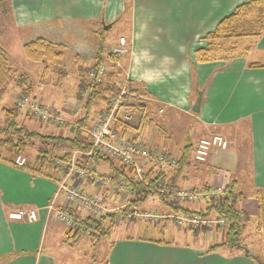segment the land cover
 Segmentation results:
<instances>
[{"label":"crops","instance_id":"1","mask_svg":"<svg viewBox=\"0 0 264 264\" xmlns=\"http://www.w3.org/2000/svg\"><path fill=\"white\" fill-rule=\"evenodd\" d=\"M247 1L9 0V4L12 26L16 30L23 31L22 34L28 30L33 32L31 37L42 36L52 42L66 43L67 37L80 42L87 36L98 41L101 35L98 25L110 24L111 28L117 24L118 35L126 37L128 52L123 56L111 54L107 66H115L125 80L146 91L147 95L141 97L147 104V122L139 131L142 141L147 146H156L148 143L142 134L144 126L154 120V111L163 115L165 124L178 113L187 119L188 125L196 124L197 138L193 144L210 131L221 130L228 146L222 154L217 152L207 159L215 164L220 157L213 179L208 181L206 176L216 167H209L205 161L198 163L197 174L196 166L187 168L184 174L186 177L196 175L195 185L187 180L182 187L195 188L208 183L213 188L241 178L251 192L240 207L249 218L262 221L258 208L264 207V67L249 64H264L250 60L254 54L264 56V31L260 37L236 39L239 50L227 60L197 61L195 58V51L207 46L204 35ZM107 34H103V38ZM71 66L76 69L73 63ZM79 70L81 72V67ZM10 89L18 96L16 87ZM197 91H202L203 102L200 111L195 113L191 107ZM31 95L36 97L34 89ZM16 100L12 104H16ZM167 111L173 112L170 118ZM132 134L134 132H127L129 136ZM156 148L171 154L158 144ZM240 148L244 162L241 161L238 171ZM109 169L103 163L97 165L99 172ZM235 173L237 175L232 176ZM56 185V181L32 177L27 171L0 161V264H55L54 253L47 255L44 251L47 239L57 241L64 236L68 242L72 241L65 226L54 220L52 214H46L45 206L52 200ZM81 187L85 190L89 186L82 182ZM61 202L60 196L57 203ZM19 208L36 209L37 220L26 222L8 217L10 211ZM110 256L105 264L111 261L113 264H210V260L214 264H257L245 250L241 254L223 256L214 249L203 255L179 244L165 245L132 237L112 242Z\"/></svg>","mask_w":264,"mask_h":264},{"label":"rangeland","instance_id":"2","mask_svg":"<svg viewBox=\"0 0 264 264\" xmlns=\"http://www.w3.org/2000/svg\"><path fill=\"white\" fill-rule=\"evenodd\" d=\"M10 4L8 6L7 0H0V46L5 51L9 65L15 69L18 73H27L28 79L31 81L32 86L34 87V94L36 95L37 99L41 102L48 103V105L58 106L62 107V109H65L64 106L73 105L80 108L78 109V117L84 115V112L87 111V116L92 119V121L95 120L98 112L103 109L106 105L104 104L103 98L104 93L99 92L94 99L93 102H91L90 105H88V108H85V102L88 98V95L90 94V88L88 87L90 83L97 82L96 78L93 77V75L90 74V71H95L93 67V62H95L94 54L96 50L98 49L99 40L97 41L95 38L90 39L91 36H87L84 38V40L80 42H74L72 38H69V40H66V48L64 50L63 58L61 60H56L54 64H48L47 65L43 62H32L27 60L23 55V44L25 41H28L32 39L31 34L33 32H30L28 30L19 31L16 30L12 26V21L10 18ZM99 37L103 40V52L101 53L102 56L106 55L108 51L110 52L111 49L116 45L115 40H119V37L124 35H118L120 30L119 26L117 24H114L108 31L103 29V27H100L98 25ZM98 33V32H97ZM108 33L105 38H103V34ZM29 37V38H28ZM126 38V37H125ZM23 39V40H22ZM76 43V45H75ZM240 45V44H239ZM240 47V46H239ZM76 48V50H75ZM79 51V52H77ZM84 55L86 57L85 60L80 61V68L74 69V67L71 66L73 62L72 61V55L74 53ZM82 57H80L81 59ZM79 59V60H80ZM250 60H259L261 62H264V56L260 54H254L250 57ZM69 61V62H68ZM108 59L106 60V62ZM71 62V63H70ZM48 66L47 69V75L46 77H43V67ZM74 65V64H73ZM102 65L105 67V71L107 72L108 67L107 63H102ZM65 70L63 73L58 72V70ZM60 70V71H61ZM26 74V75H27ZM122 75V74H121ZM82 84V87H79ZM124 83L121 84L123 86ZM12 88V87H11ZM80 88V91H79ZM19 90V89H18ZM17 90V91H18ZM20 94V95H19ZM18 96L9 88H7L6 93L4 94V97L2 98V101L0 103V123L4 120V115L2 112V107H9L12 105L13 100L17 98V100L24 95H27L29 93H21L19 91ZM31 95V94H29ZM32 96V95H31ZM35 97V96H33ZM35 97V98H36ZM79 100L78 102H75ZM129 101V109L132 111V106L134 104L133 100ZM75 102V103H74ZM80 103V104H78ZM100 105V106H99ZM98 106V107H97ZM70 110V107H68V111ZM171 111H167L166 114H169L167 118H170L172 116ZM21 112L18 115V119L21 118V121L26 120V122H30V124H25L28 129L38 131L41 133H48L43 132L47 131V129H43L45 125H42L43 127H39L38 122L35 120H29L27 117H24V115ZM164 114V115H166ZM134 115V114H133ZM163 115L158 114L157 111H154V120L149 121L146 126H144L142 134L145 137V140L148 143L154 144L153 148L157 147H163L167 148L171 151V154L173 155L178 150L182 149L187 143L193 144L195 139L197 138V128L196 124L188 125L187 119L181 115L177 114L175 119H170L169 121L165 123L162 122ZM157 119L160 121L159 124H157ZM20 121V120H19ZM20 121V122H21ZM4 122H2L3 124ZM22 123V122H21ZM66 124L68 123V120L66 119ZM157 124V125H156ZM158 125L161 127V129L158 127ZM76 126V125H75ZM77 127V126H76ZM50 131H53L54 134H61L62 129L59 128H49ZM82 130L85 134V139L88 140L89 144L93 143V139L91 136V133L89 130H91V125L87 124L82 127ZM212 133H219L224 135L221 130H212L209 134ZM155 134V136H154ZM133 135V134H132ZM129 136V137H132ZM208 135V134H207ZM225 136V135H224ZM142 136L139 137V139L135 142H143ZM226 138V136H225ZM46 142L42 143L40 141L39 137H36L33 144L25 149L24 154H19L18 156H21V158L34 160L37 158V156L45 151L48 150L50 153L48 154V158L51 156H54L56 154H52L54 151L53 148H50L52 144L53 139H45ZM144 143V142H143ZM145 144V143H144ZM92 145V144H91ZM146 145V144H145ZM162 145V146H161ZM150 147V146H148ZM90 151L92 150L91 146L89 145ZM188 149V156L187 161L189 166H196V174L199 171V165L198 163H194L192 160V155L190 148ZM75 150V149H74ZM96 151H100L99 148H94V154H93V161L95 162V172L98 175L110 176V186H99V185H90L88 184V191L91 188L94 190V193H97L103 201H104V214H107L105 218L102 219V227L100 230L95 229V235L93 238L87 237V232L85 229L81 228V234H79L77 237L69 238L72 241L68 242V240L63 236L62 239L55 240H48L46 241V244L44 246L45 254H53L54 253V260L55 264H105V262L109 261L111 259L110 256V248L112 246V242L124 237H132V238H145L149 241H155L154 243H161V244H179L180 246L189 247L190 249L198 250L201 252V254L206 255L211 252H206V250H209L210 247L213 245L219 243L222 241L223 238V230L225 229L226 223L216 224L208 227L206 230H200L196 231L197 224H182L177 225L175 222L174 217H165L164 214L166 213L167 209L166 206L161 205L157 196L155 193H148L144 198H139V196H135L134 193H131L130 189L124 184L123 178L119 175L116 176V173L112 172V169H109V171L105 172H99L97 170L98 164H104L107 169L109 168L106 162H102L98 160V156L96 155ZM217 148H213L211 151V154L217 155V152H220L219 154H222L224 151L218 150ZM240 154L239 157V163L237 170L240 171L242 167V163L244 162L243 157L244 153L242 152V149L240 148ZM73 150L68 151V157L70 156L71 152ZM63 153V148H59L57 155ZM15 157L17 155H14ZM23 156V157H22ZM14 157V158H15ZM105 156H100V158ZM219 158L217 157L215 164H212V159H209L207 161V165L209 167H216L210 169L211 172L209 175L206 176V179L208 181H211L213 179V175L215 171H217ZM106 160V159H105ZM243 161V162H241ZM217 163V164H216ZM25 164V163H24ZM151 163H145L144 161L139 162L137 160L136 162V168H139L141 166L142 170L137 172L136 168H133L132 175L136 177V180H139L140 182H143L145 185L149 184L148 178L150 176L145 175L147 173V170L150 168L149 166ZM23 166V165H22ZM152 167L155 165H151ZM247 164V171H248ZM118 167V166H117ZM153 167V172L156 170V168ZM121 172L126 171L124 169H127L126 167H118ZM250 169V167H249ZM142 171V172H141ZM241 174V173H240ZM237 174H232V176H236ZM241 176V175H240ZM196 175L193 176H187L188 180L190 181V185H195L193 183L194 178ZM120 180L121 183L118 186H114L118 181ZM245 180L239 179V181L236 180V189L243 191L246 194H249L251 192V188L246 187L242 183ZM246 182V181H245ZM82 184V182H81ZM203 185V184H202ZM221 185V184H219ZM218 186V185H217ZM152 189H156L153 184L151 185ZM199 188H202L201 185L198 186ZM93 192V191H92ZM248 203V202H247ZM199 206L203 204V201H199ZM197 205V206H198ZM253 210V209H251ZM83 215H87L86 211H82ZM105 216V215H104ZM97 219L100 218V216H93ZM102 217V216H101ZM221 217V216H218ZM218 217H206L210 219H217ZM111 220L112 223H111ZM111 224V227L109 225ZM107 228H110V231L105 236H98L99 234H102L104 230ZM217 228H219L221 231L217 232ZM158 241V242H157ZM242 247L245 249H250L251 253H254L255 255L259 256L258 258L260 261H264V222L261 221V219H251L249 218V221H247L246 226L244 228V232L242 235ZM55 244V248L54 245ZM63 246V247H62ZM218 250L220 255L223 256H233L236 253H243L242 248H238L235 246H226L221 245L215 248ZM53 260V262H54ZM227 262V261H226ZM108 264H113V261H111ZM210 264L212 261L210 260ZM224 264V262H223Z\"/></svg>","mask_w":264,"mask_h":264},{"label":"trees","instance_id":"3","mask_svg":"<svg viewBox=\"0 0 264 264\" xmlns=\"http://www.w3.org/2000/svg\"><path fill=\"white\" fill-rule=\"evenodd\" d=\"M9 6V0H7ZM10 8V7H9ZM264 31V0H249L238 5L230 14L223 17L213 30L207 32L204 35V39L207 42L205 48H200L195 51V58L197 61H212V60H227L232 58L236 51L239 50L238 45L235 40L241 37H260ZM98 49L95 52L93 62V69L96 68L102 63H107L106 60H109V56L112 54L111 51L105 55L101 56L103 50V40L99 38ZM234 40V41H231ZM231 41V42H230ZM76 45V43H75ZM23 55L24 57L32 62H43L47 65L54 64L56 60H61L63 58L64 50L66 48L65 43L52 42L42 36L34 37L28 41H25L23 46ZM244 51H247L250 48H241ZM79 52V51H78ZM80 57H82L80 59ZM84 55L77 54L76 52L72 55V62L77 67L80 68V61L83 60ZM80 59V60H79ZM43 67V77H46L48 66ZM250 67H264V64L260 63H250ZM107 72L105 71L104 76L98 82H91L88 86L90 88V94L85 102V108H88V105L94 101L99 92L104 93L103 101L105 105L110 103V99L119 94L121 89V84L124 83L126 86V98L133 100L134 104L132 106V118L129 121H121L118 119L114 123L116 128L122 129V135L127 136L128 131L134 132L131 139L137 141L140 137V128L145 125L147 118V104L141 100V97L146 94V91L139 86L138 84H132L129 80H125V77L121 76V71L118 70L115 66L108 67ZM61 70V69H60ZM58 70L59 74L63 73V70ZM27 73H18L13 69L8 62L5 51L0 46V103L4 94L6 93L7 88L16 87L19 91L23 93L31 94L34 87L31 84V81L28 79ZM82 87V84L79 86ZM80 91V88H79ZM37 99V98H36ZM203 102V98H202ZM44 103V102H42ZM130 104H128L129 106ZM100 106V105H99ZM57 108H60L56 106ZM66 109L70 107V111L73 110V105L64 106ZM98 107V106H97ZM2 112L4 115V122L0 123V161L10 164L11 166L18 167L22 170L30 173L32 177L40 176L47 178L53 181H58L59 171L52 164V160L48 158L50 151L45 150L41 152L37 158L34 160L26 159L23 166H17L14 163V155L24 154L25 149L32 145L36 137L40 138L42 143H45V139H53L50 148H53L52 154L58 156L57 152L59 148H63L64 157H68L69 150H81L89 151V142L85 138V134L82 130V127L91 124L92 119H90L84 112V115L80 118L78 113L75 112H62L61 114L65 119L68 120V123L55 126L53 122L50 123H41L38 121V126L47 129L48 133H41L38 131L30 130L25 124H30L26 120L21 121V118L18 119L19 111L16 104H12L9 107H2ZM24 117H27L29 120L33 121V118L30 114L26 112H21ZM134 114V115H133ZM22 122H20V121ZM34 122V121H33ZM77 127H76V126ZM49 128H59L62 129L61 134H54L53 131H50ZM129 137V136H127ZM195 144V143H194ZM194 144L191 145L187 143L178 154V158L173 162L165 166H158L154 162L151 165H155L156 170L153 172V167L150 165L147 173L145 175L150 176L148 178L149 184L145 185L143 182L136 180L132 175V169L134 166L126 167L127 170L121 172L117 163H114L113 159L109 157L98 156V160L106 162L108 167L112 169V172L116 173V176H121L123 178L124 184L130 189L131 193H134L135 196L139 198H144L148 193H155L161 205L166 206L165 214H176L183 216H190L193 214L199 215L200 217H218L222 216L225 218L226 227L223 230L222 241L210 247L206 252H212L214 249L221 245L226 246H235L242 248L243 251L245 248L242 247V235L249 217L246 212L240 207V203L243 199L246 198L247 194L243 191L236 189V180H230L227 184H224V190L221 194H214L208 198H200L197 201H181L176 196V191L180 190L183 184L188 180L184 172L187 171V168L192 167L187 163L188 149L193 148ZM53 157V156H52ZM106 159V160H105ZM141 160H139L140 162ZM194 163H198L192 160ZM201 164V163H199ZM118 166V167H117ZM156 186V189H152L151 185ZM168 184L167 187L161 188L158 185ZM57 186V185H56ZM202 188H211V185L205 183L201 185ZM192 189L199 188L198 186ZM91 192V191H90ZM94 193V191L92 192ZM259 199V197H256ZM199 201H203L202 205H198ZM261 203V202H260ZM196 206H192L195 205ZM198 205V206H197ZM259 217L262 218L264 222V207L260 205L258 208ZM105 215V216H104ZM99 215L100 218L97 219L93 216H84L78 228L68 230L69 238H75L81 234V228L85 229L87 232V237L93 238L95 235V229L100 230L102 227V219L107 216V214ZM102 216V217H101ZM113 220H111L112 223ZM218 227L219 225L216 224ZM111 227V224L109 225ZM208 227L205 225L198 226L196 231L206 230ZM110 231V228H107L99 234L98 236H105ZM217 232L221 230L217 228ZM96 236V235H95ZM141 239V238H139ZM145 240V238H142ZM148 240V239H146ZM149 241V240H148ZM155 242V241H153ZM158 242V241H157ZM248 257L255 261L259 256L251 253L248 250Z\"/></svg>","mask_w":264,"mask_h":264},{"label":"built area","instance_id":"4","mask_svg":"<svg viewBox=\"0 0 264 264\" xmlns=\"http://www.w3.org/2000/svg\"><path fill=\"white\" fill-rule=\"evenodd\" d=\"M127 52L126 38L121 36L117 41V45L111 49V53L114 56H123ZM90 74L98 82L105 74V67L100 65L95 71H90ZM125 94L126 86L123 85L119 94L112 97L109 100L110 103L101 109L95 120L91 122V130H89L93 139V143H90L91 151L90 149L89 151L73 150L69 157H64L63 151L57 157H49L53 162L52 165L58 169L59 176L57 177L58 181L54 196L47 206H45L46 214H52L54 220L70 230L78 228L84 216H99L105 212L103 199L97 193L86 191V189L84 190L81 187V182L101 187L110 186L111 180L109 175L102 176L95 172V162L93 161L94 148L100 149V151L95 150L96 155L113 159L114 163H117L121 168H129L131 165L136 168L137 160H141L140 162L144 161L145 163L154 162L159 167H162L173 163L178 158L179 152L172 155L158 148L148 147L141 141L135 142L131 137L122 135V129L115 127L114 123L118 119L125 122L132 118V112L128 106L129 101ZM16 105L19 112L30 114L33 120L43 124L53 122L55 126H60L66 122V119L61 114L62 112L78 113V109L80 108V106H73V110L71 111H68L66 108L62 109V107L57 108L56 106L48 105V103H42L29 94L21 96L16 100ZM226 147L227 141L225 138L219 133H212L200 137L195 142L191 155L194 161L203 163L210 157L213 148L222 150ZM14 163L17 166H22L25 163V158L17 155L14 158ZM139 168L142 170L141 166ZM136 170L137 172L140 171L138 168ZM117 181L114 186H118L121 183L120 180ZM158 186L163 189L168 184ZM223 190L224 186L221 184L213 188L192 189L183 187L175 193L181 201L193 202L202 197L208 198L214 194L220 195ZM60 196L62 197V202L57 203V199ZM82 211H86L87 215H83ZM164 216L174 217L177 225L197 224V227L202 225L210 227L216 223L220 225L221 223H226L225 218L222 216L217 219L200 217L196 214L190 216L164 214ZM8 217L20 221L34 222L37 220L38 215L36 209L19 208L10 211Z\"/></svg>","mask_w":264,"mask_h":264},{"label":"water","instance_id":"5","mask_svg":"<svg viewBox=\"0 0 264 264\" xmlns=\"http://www.w3.org/2000/svg\"><path fill=\"white\" fill-rule=\"evenodd\" d=\"M104 29L107 30L110 28V24L103 25ZM202 103V91H197V96L195 98V101L193 102V105L191 107V111L198 113L200 111V106ZM247 254V249H245ZM257 264H264V261H260L258 258L255 259Z\"/></svg>","mask_w":264,"mask_h":264},{"label":"bare ground","instance_id":"6","mask_svg":"<svg viewBox=\"0 0 264 264\" xmlns=\"http://www.w3.org/2000/svg\"><path fill=\"white\" fill-rule=\"evenodd\" d=\"M220 135H221V134H220ZM225 140H226V139H225ZM226 141H227V140H226ZM227 146H228V142H227ZM226 148H227V147H226ZM226 148H225V149H226ZM222 150H224V149H222Z\"/></svg>","mask_w":264,"mask_h":264}]
</instances>
